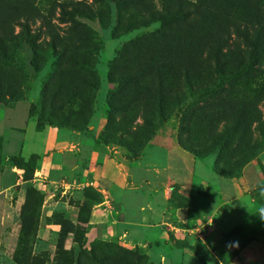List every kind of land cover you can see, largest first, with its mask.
Wrapping results in <instances>:
<instances>
[{
  "label": "rangeland",
  "instance_id": "374dc122",
  "mask_svg": "<svg viewBox=\"0 0 264 264\" xmlns=\"http://www.w3.org/2000/svg\"><path fill=\"white\" fill-rule=\"evenodd\" d=\"M82 1L70 28L46 0H0V264H264V0H184L205 13L190 25L165 17L176 0ZM37 10L67 55L7 21ZM252 17L255 48L230 40L218 75L212 33ZM131 43L128 69L160 45L172 69L125 81Z\"/></svg>",
  "mask_w": 264,
  "mask_h": 264
},
{
  "label": "trees",
  "instance_id": "16d2710c",
  "mask_svg": "<svg viewBox=\"0 0 264 264\" xmlns=\"http://www.w3.org/2000/svg\"><path fill=\"white\" fill-rule=\"evenodd\" d=\"M93 1L97 0H92V3ZM126 2L128 4V9L135 10L140 14L147 10H151L150 13H153V3L151 0H126ZM174 4V8H170L163 12L165 13V17H171L173 20L179 18V20L185 25H190L192 22L204 18V9L198 3L176 0ZM46 5L49 7L50 11L57 8L59 18L63 20V22L69 23L70 28L72 25H80L81 20L83 19L93 18L94 14L91 4L82 0H46ZM170 12H173V14ZM21 16L22 15L19 14L13 15V17L8 18L7 21H13L18 24L20 26V33H22L23 36L28 37L31 41L40 42L41 45L50 47L60 56L68 54V47L59 44L60 38L56 31V25L50 20L47 14H43V12L37 10L35 17H32L31 15ZM34 18L39 20L40 23L38 25H35ZM257 20L256 17H252L251 21L240 19L234 20L230 18L224 19L221 22L223 29L215 30L212 33L210 40L207 43L206 52L213 59L218 75L224 74V72L229 71L231 68L230 63L227 61V53L232 51L234 46H232L230 40L242 38L250 49L255 48L256 37L251 38V34L255 31ZM31 26H33V28ZM154 33H157L163 39L166 38V31L164 29H157ZM130 45H132V43L121 47L120 57L123 63L121 65L116 64V67L121 73V78L125 81L128 82L133 80L136 77L137 72H142L147 69L153 71L155 74H161L163 70L172 69L173 65L170 61V52L165 45L159 46L158 56L151 55L134 69H128L127 61L132 56ZM246 52V50H241V48L237 50L235 57L238 60L234 64V69L237 70V65H239L244 70L256 74L257 67L253 60L250 59L249 61H246ZM188 60L189 56H187V62ZM187 62L182 67H179L177 71L184 74V84L190 86V67ZM159 87L161 90L165 89L162 83H159ZM35 157V154H32L28 161L31 162ZM21 162L22 161H19L18 164L22 165Z\"/></svg>",
  "mask_w": 264,
  "mask_h": 264
},
{
  "label": "clouds",
  "instance_id": "9594fccd",
  "mask_svg": "<svg viewBox=\"0 0 264 264\" xmlns=\"http://www.w3.org/2000/svg\"><path fill=\"white\" fill-rule=\"evenodd\" d=\"M262 212H264V209H262Z\"/></svg>",
  "mask_w": 264,
  "mask_h": 264
}]
</instances>
